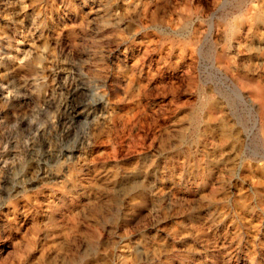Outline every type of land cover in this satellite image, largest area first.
<instances>
[{
	"label": "rangeland",
	"instance_id": "1",
	"mask_svg": "<svg viewBox=\"0 0 264 264\" xmlns=\"http://www.w3.org/2000/svg\"><path fill=\"white\" fill-rule=\"evenodd\" d=\"M184 2L0 0V264H264V159L182 140L215 103L229 153L264 149L218 57L263 37Z\"/></svg>",
	"mask_w": 264,
	"mask_h": 264
},
{
	"label": "bare ground",
	"instance_id": "2",
	"mask_svg": "<svg viewBox=\"0 0 264 264\" xmlns=\"http://www.w3.org/2000/svg\"><path fill=\"white\" fill-rule=\"evenodd\" d=\"M195 1L199 5L195 6L193 4V2H195ZM184 3H185V7L189 8L188 9L189 13H190L189 17H191L194 14H197V15L202 14L203 15L206 12H210V11L216 13V11H218L220 8L226 9L228 7H235L238 9V14L236 16H233V18L237 17L238 23H239V25H241V26H239V25L237 26V31L239 32V30H248V31L251 30L252 32L257 33V34L260 33L261 37H263V40L261 41V45L255 49V51L253 52L252 58L251 57L248 58L249 63L246 65V67H243L242 64L240 63L241 61H240L239 57H244L247 55L246 47L241 42H239V45L237 47L238 57L235 56L233 62H231L229 60V58L224 54H221L218 56L220 59V63L222 64V67L225 68V70L229 74L226 76L225 75L224 76L222 75V76L225 77V79H227V80H231V78H232V79H234V81L236 83L234 85V89H233V93H234L233 97H227L228 102H231V101L233 102V100H234V102L236 103L234 106L235 110L239 109L238 105H240V104L242 105V103L245 104V101H247V100H245L242 90L246 86L249 90V99L252 102L256 103L258 106V110L255 111L256 114L253 115L252 129L254 131H255V129L263 130L264 129V88L262 86H260L257 77L259 76L260 72L264 71V31L260 32L261 28L264 29V0H185ZM189 19H192V18H189ZM196 19H197V17H196ZM195 23H196V21H195ZM195 26L196 25H194V30H195ZM197 32L198 31H196V34H197ZM200 39H201V37H198V35H197V36H194L190 40L191 43L188 42L190 44V46L193 48L192 52L194 50V46H199ZM209 41H210V39H209ZM186 44L187 43H185V45ZM189 44H187V45H189ZM187 45H186V47H187ZM184 49H185V47H184ZM217 52H218V50H217ZM214 57L217 59V57L215 55H214ZM242 67L245 69H243ZM256 75H258V76H256ZM225 82H226V80H225ZM222 98H224V97H222ZM247 103H248V101H247ZM253 111H252V113H253ZM222 113H223L222 107H219L217 104H215V103L210 104V105L205 104V105H203V108L200 111L199 115L197 117L193 118L191 120V122H189V126L187 127V129H188L187 137H183L182 140H183V142H188V141L191 142L192 141L194 144H196L198 146L202 145L203 152L200 155V157H201L200 162L202 164H204L208 170H213L215 167H219L220 165H227L228 166L229 165L228 163H231L230 166L232 168L240 167V164L237 163V160L238 159L241 160L242 156H244V155L247 157H253L255 159H264V149H262V148L255 149L249 144H247L244 147L243 142L241 140H235L234 143L231 144V149L229 150L231 152L230 153L228 152L229 138L226 136L218 137L217 135H215L216 132H213V130H212L214 120L217 119L220 115H222ZM234 114H236V113H234ZM250 115H252V114H250ZM195 116H196V114H195ZM249 139H250V137H249ZM222 162H225V163H222ZM242 166H243V163H242L241 167ZM143 252H145V251H143Z\"/></svg>",
	"mask_w": 264,
	"mask_h": 264
}]
</instances>
